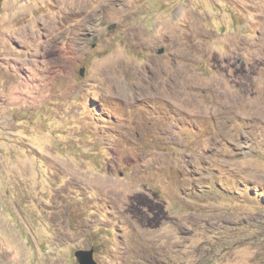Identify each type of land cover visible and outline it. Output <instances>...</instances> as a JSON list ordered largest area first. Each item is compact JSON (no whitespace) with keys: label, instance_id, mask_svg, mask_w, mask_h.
Masks as SVG:
<instances>
[{"label":"rangeland","instance_id":"rangeland-1","mask_svg":"<svg viewBox=\"0 0 264 264\" xmlns=\"http://www.w3.org/2000/svg\"><path fill=\"white\" fill-rule=\"evenodd\" d=\"M92 248L264 264V0H0V264Z\"/></svg>","mask_w":264,"mask_h":264},{"label":"water","instance_id":"water-1","mask_svg":"<svg viewBox=\"0 0 264 264\" xmlns=\"http://www.w3.org/2000/svg\"><path fill=\"white\" fill-rule=\"evenodd\" d=\"M163 52V50H160ZM84 73V69H82V74ZM76 258L80 264H100L95 258L94 249H78L75 252Z\"/></svg>","mask_w":264,"mask_h":264}]
</instances>
